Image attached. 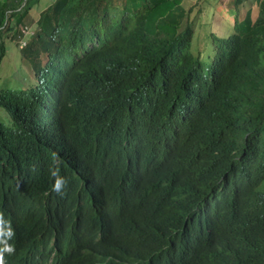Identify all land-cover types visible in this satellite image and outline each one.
Masks as SVG:
<instances>
[{"label":"trees","instance_id":"obj_1","mask_svg":"<svg viewBox=\"0 0 264 264\" xmlns=\"http://www.w3.org/2000/svg\"><path fill=\"white\" fill-rule=\"evenodd\" d=\"M39 2L0 0V66L11 42L27 69L0 89L19 248L37 264H264V0H232L210 53L191 50L200 0ZM70 157L107 171L103 192Z\"/></svg>","mask_w":264,"mask_h":264},{"label":"rangeland","instance_id":"obj_2","mask_svg":"<svg viewBox=\"0 0 264 264\" xmlns=\"http://www.w3.org/2000/svg\"><path fill=\"white\" fill-rule=\"evenodd\" d=\"M54 0H40L36 7L37 16L42 10L49 6ZM197 0H183V6L188 9ZM251 10L256 15V6L250 2L238 8L239 16H243L247 10ZM200 12L194 18V37L191 43V50L196 52L211 51L208 36L215 33L218 37L230 35L234 15L232 0H200ZM31 30L33 28L31 27ZM7 53L2 59L0 66V89L24 87L23 78L27 74V69L21 62L17 48L11 42H6ZM203 62V57L200 58ZM22 66L21 70H19ZM26 69V70H25ZM11 81L20 82L17 86L12 85ZM0 117L5 118V114L0 110Z\"/></svg>","mask_w":264,"mask_h":264},{"label":"clouds","instance_id":"obj_3","mask_svg":"<svg viewBox=\"0 0 264 264\" xmlns=\"http://www.w3.org/2000/svg\"><path fill=\"white\" fill-rule=\"evenodd\" d=\"M33 30H28L27 34L22 33L20 41H27L30 36H32ZM5 114V113H4ZM6 118V115H5ZM4 118V119H5ZM58 134L62 129V122H56L53 127ZM52 130V129H51ZM39 136L44 137L46 135V129L41 128L36 131ZM69 161L72 165V174L83 175L86 178V181L89 185L93 186L94 189L103 192V188L107 181V171L101 168L94 167L98 163H93L94 166H88L84 168L85 170L81 173L75 172L76 161L74 158L70 157ZM39 163L41 161H38ZM81 170V168H79ZM106 171V172H105ZM50 176L52 177L51 181V190L57 194L62 192L63 187L66 184L65 177L60 174L59 168L51 169ZM14 231L11 228H7L2 219V214L0 212V264H37V253L31 252L28 250H21L19 244L14 240ZM41 255L44 254L43 251H39ZM49 264H52V261H49Z\"/></svg>","mask_w":264,"mask_h":264},{"label":"bare ground","instance_id":"obj_4","mask_svg":"<svg viewBox=\"0 0 264 264\" xmlns=\"http://www.w3.org/2000/svg\"><path fill=\"white\" fill-rule=\"evenodd\" d=\"M48 99V98H47ZM54 101V98L51 100V103ZM36 172H37V170H36Z\"/></svg>","mask_w":264,"mask_h":264},{"label":"built area","instance_id":"obj_5","mask_svg":"<svg viewBox=\"0 0 264 264\" xmlns=\"http://www.w3.org/2000/svg\"><path fill=\"white\" fill-rule=\"evenodd\" d=\"M27 32H28L27 30H26V31H24V34H27Z\"/></svg>","mask_w":264,"mask_h":264}]
</instances>
